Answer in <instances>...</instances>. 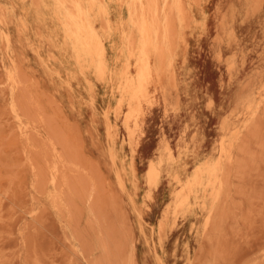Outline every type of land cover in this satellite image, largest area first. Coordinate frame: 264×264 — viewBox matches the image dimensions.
I'll use <instances>...</instances> for the list:
<instances>
[{
  "label": "rangeland",
  "instance_id": "rangeland-1",
  "mask_svg": "<svg viewBox=\"0 0 264 264\" xmlns=\"http://www.w3.org/2000/svg\"><path fill=\"white\" fill-rule=\"evenodd\" d=\"M158 1L0 0V264H264V0Z\"/></svg>",
  "mask_w": 264,
  "mask_h": 264
},
{
  "label": "bare ground",
  "instance_id": "bare-ground-1",
  "mask_svg": "<svg viewBox=\"0 0 264 264\" xmlns=\"http://www.w3.org/2000/svg\"><path fill=\"white\" fill-rule=\"evenodd\" d=\"M111 1V0H110ZM121 1V0H120ZM126 2L128 1V0H125ZM130 1H132V0H130ZM141 1V0H140ZM148 1V0H147ZM160 1V0H159ZM159 1H158V3H159ZM165 1V0H164ZM201 1V0H200ZM138 2V1H137ZM144 3H145V1H143ZM143 2H141V3H143ZM169 2V1H168ZM167 2V3H168ZM129 3V2H128ZM138 3H140V2H138ZM147 3V2H146ZM157 3V4H158ZM163 3V2H162ZM166 3V2H165ZM127 4V3H126ZM152 4V3H151ZM156 4V3H155ZM160 4V3H159ZM169 4H170V2H169ZM197 4H199V2L197 3ZM130 5V4H129ZM145 5H148V4H145ZM168 5V4H167ZM128 6V5H127ZM138 6V5H137ZM153 6H154V4H153ZM160 6V5H159ZM172 6V5H171ZM130 7H131V5H130ZM134 7V6H133ZM170 7V6H169ZM147 8V7H146ZM150 8V7H149ZM159 8H161V7H159ZM158 8V9H159ZM131 9V8H130ZM151 9V8H150ZM150 9H149V11H150ZM133 10V9H132ZM152 10V9H151ZM159 10H161V9H159ZM164 10V9H163ZM131 11V10H130ZM143 11V10H142ZM147 11V10H146ZM145 11V12H146ZM139 13H141V12H139ZM161 13H163L162 11L160 12V15L159 16H161L162 14ZM147 14H145V16H146ZM149 15H150V13H149ZM153 16V15H152ZM163 16H164V14H163ZM147 18V17H146ZM161 18H162V16H161ZM161 18H160V20H161ZM168 18H170V17H168ZM195 18V17H194ZM193 18V19H194ZM129 19H130V17H129ZM135 18L133 17V19H132V21L134 20ZM149 19V18H148ZM180 19H182V18H180ZM155 19L153 18L151 21H150V23L148 22V20H146L145 18H143L142 20H141V23H139L138 24V27H141V28H137V30L139 29V34H141L142 35V41L140 40V42H141V44H140V46H142V45H145L146 44V37H148L149 36V34H151L150 32H152V31H156V30H154V26H155V21H154ZM164 19H162V21H163ZM159 21V20H158ZM162 21H161V23H162ZM180 22H182V21H180ZM130 23H131V20H130ZM165 23V22H164ZM164 23H162L163 25H164ZM196 23V22H195ZM182 24V23H181ZM181 24H179V25H181ZM157 25V24H156ZM170 27V26H169ZM182 27V26H181ZM180 27V28H181ZM157 28V27H156ZM184 28V27H183ZM185 30V29H184ZM158 31V30H157ZM180 31V30H179ZM159 33V32H158ZM130 34V33H129ZM133 34H134V32H133ZM131 35V34H130ZM134 36V35H133ZM184 36V35H183ZM127 38V37H126ZM139 39H140V37H139ZM182 39H183V37H182ZM181 39V40H182ZM136 40V39H135ZM134 40V41H135ZM184 40H185V38H184ZM183 41V40H182ZM136 42V41H135ZM184 42V41H183ZM185 44V43H184ZM188 44V43H187ZM160 46V45H159ZM179 46V45H178ZM177 46V47H178ZM187 46V45H186ZM185 46V47H186ZM155 48H156V50L158 49V46H154ZM86 51V54H87V56H92L93 55V49H91L90 47H87V49L85 50ZM157 54V53H156ZM156 54H154V57H155V55ZM174 54V53H173ZM166 56H167V53L165 54ZM158 57V56H157ZM168 57L169 58H171L169 55H168ZM175 57H177L176 55H175ZM173 59V58H172ZM167 60H168V58H167ZM170 61V60H169ZM173 61V60H172ZM170 63V62H169ZM169 63H167V64H169ZM169 65H171V64H169ZM168 66V65H167ZM169 67V66H168ZM158 70H160V69H158ZM168 72V71H167ZM158 74V73H157ZM170 74H172V73H170ZM173 75V74H172ZM175 75V74H174ZM172 76L170 75V80H172L173 79V77L171 78ZM175 77V76H174ZM160 78V77H159ZM158 78V79H159ZM174 80V79H173ZM175 82V81H174ZM175 85V84H174ZM148 95L150 96V95H154V93L153 94H149L148 93ZM153 100H154V98H153ZM149 103V102H148ZM148 103H146V104H148ZM150 104V103H149ZM142 115H143V113H142ZM128 121H130V120H128ZM124 122H125V120H124ZM111 123L109 122V125H110ZM126 124H128L127 122H126ZM130 124V123H129ZM124 125V124H123ZM135 125L137 126V125H139V119H136L135 121H134V126H133V128L135 129ZM116 127V126H115ZM129 127L130 126H128V129H129ZM129 129V133H130V135H132L133 136V133L135 132L134 131V129ZM137 128V127H136ZM139 128V127H138ZM111 129V128H110ZM141 130V129H140ZM128 131V130H127ZM108 132V131H107ZM109 134V133H108ZM136 134V133H135ZM111 135H112V133H111ZM115 135H116V133H115ZM129 135V134H128ZM108 136V135H107ZM110 137V136H109ZM116 137V136H115ZM119 137V136H118ZM111 138V137H110ZM129 138H131V137H129L128 136V139ZM139 138V137H138ZM111 140V139H110ZM131 140V139H130ZM130 140H128V141H130ZM112 142H113V139L111 140ZM115 141V140H114ZM132 141H134L133 139H132ZM133 143V142H132ZM135 143H137V141L135 142ZM134 144V143H133ZM138 145V144H137ZM137 145H136V147H137ZM220 146H222L221 144H220ZM168 147V146H167ZM133 148V147H132ZM224 148V147H223ZM166 150H168V149H166ZM222 150V149H221ZM132 152V151H131ZM134 152V151H133ZM113 154V153H112ZM171 153H169V155H170ZM187 154V153H186ZM131 156H132V153H131ZM187 157V156H186ZM185 157V158H186ZM208 159V158H207ZM219 160V159H218ZM116 161V160H115ZM220 161V160H219ZM207 162V161H206ZM210 163H211V161H209ZM208 163V162H207ZM210 163H208V164H210ZM160 164H162V162L160 163ZM160 164H159V167H160ZM205 163H203V165H204ZM202 165V164H201ZM201 165L199 166V165H197V166H199L200 167V170H202L201 169ZM213 165H215V164H212L211 166H213ZM197 166H196V168H197ZM209 167H210V165H209ZM216 167V166H215ZM184 168V167H183ZM205 168H207V167H205L204 166V168L203 169H205ZM212 168H214V167H212ZM216 169V168H215ZM209 170V169H208ZM196 171V170H195ZM203 171V170H202ZM205 171V170H204ZM207 171V170H206ZM216 171V173H217V170H215ZM118 172V171H117ZM209 172H210V174H213V169H211V170H209ZM119 173V172H118ZM148 183L151 185V186H155L156 187V185L158 184V182H159V177H160V170H159V168H158V166L156 165V163L155 162H151V163H149V168H148ZM201 173V172H200ZM203 174H204V172H203ZM121 175V174H120ZM209 175V174H208ZM177 176H178V174H177ZM195 176V175H194ZM202 176V175H201ZM208 178H209V176H207ZM213 177V176H212ZM211 177V178H212ZM122 178V177H121ZM193 178V177H192ZM207 178V180H209ZM189 179V178H188ZM121 180H123V179H121ZM176 180H178V179H176ZM193 180V179H192ZM180 181V183H181V180H179ZM188 181V180H187ZM196 181H197V175H196ZM195 180H194V183H193V181H192V184L191 185H189L187 188H185L184 189V192L182 193H180L179 195H178V198H177V205L178 206H185V205H187L188 204V202H189V198H190V193H191V191L193 192V186H196L197 184H199L200 186L201 185H203L202 184V178H201V181L200 180H198L197 182H196ZM196 182V183H195ZM212 182V181H211ZM189 183H191V182H189ZM208 183V182H207ZM188 184V183H187ZM195 184V185H194ZM149 185V186H150ZM185 185H186V183H185ZM198 185V186H199ZM175 187V186H174ZM183 187V186H182ZM183 189V188H182ZM204 189V188H203ZM196 190H197V188H196ZM151 192V191H150ZM199 193V192H198ZM197 193V194H198ZM148 194V193H147ZM152 194V193H151ZM149 195V194H148ZM151 196V195H150ZM197 197V196H196ZM176 199V198H175ZM197 200V199H196ZM199 200V199H198ZM204 202V201H203ZM190 204V203H189ZM188 204V205H189ZM175 206H176V204H175ZM204 206V205H203ZM183 207H180V208H183ZM188 207H190V205L188 206ZM192 207H193V205H192ZM174 208V207H173ZM187 209V208H186ZM189 209V208H188ZM176 214V213H175ZM174 214V215H175ZM177 215V214H176ZM184 215V214H183ZM194 226V225H193ZM160 227V226H159ZM161 247V246H160ZM160 263V262H159ZM161 264V263H160ZM163 264V263H162Z\"/></svg>",
  "mask_w": 264,
  "mask_h": 264
}]
</instances>
